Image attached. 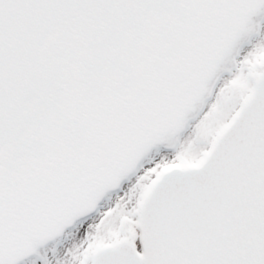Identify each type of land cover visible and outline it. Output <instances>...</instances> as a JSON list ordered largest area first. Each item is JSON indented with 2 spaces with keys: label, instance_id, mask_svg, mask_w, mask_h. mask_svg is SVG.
I'll use <instances>...</instances> for the list:
<instances>
[{
  "label": "snow or ice",
  "instance_id": "6c2138e0",
  "mask_svg": "<svg viewBox=\"0 0 264 264\" xmlns=\"http://www.w3.org/2000/svg\"><path fill=\"white\" fill-rule=\"evenodd\" d=\"M0 264H264V0H0Z\"/></svg>",
  "mask_w": 264,
  "mask_h": 264
}]
</instances>
